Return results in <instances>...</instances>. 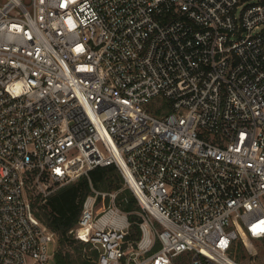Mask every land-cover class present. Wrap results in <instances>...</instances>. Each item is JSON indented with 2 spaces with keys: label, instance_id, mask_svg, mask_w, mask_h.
<instances>
[{
  "label": "built area",
  "instance_id": "2783aa9c",
  "mask_svg": "<svg viewBox=\"0 0 264 264\" xmlns=\"http://www.w3.org/2000/svg\"><path fill=\"white\" fill-rule=\"evenodd\" d=\"M110 164L141 236L93 188L98 264L264 247V0H0V264H50L35 198Z\"/></svg>",
  "mask_w": 264,
  "mask_h": 264
},
{
  "label": "trees",
  "instance_id": "16d2710c",
  "mask_svg": "<svg viewBox=\"0 0 264 264\" xmlns=\"http://www.w3.org/2000/svg\"><path fill=\"white\" fill-rule=\"evenodd\" d=\"M93 188L100 191H119L117 203L123 210L129 212V219L132 222L128 238L136 243L141 236V229L136 221L140 220L137 210L139 205L133 192L125 184L122 172L116 164L97 166L89 171V175H82L73 183L60 187L58 191L47 198L48 207L39 205L41 195H38L34 201V207L37 208V215L57 233L58 239L62 245L80 241L74 233L77 229L79 233L86 238V229L78 226V220L82 211L83 202L86 197L92 193ZM105 195H99L96 208L104 209L109 204L101 207L99 202ZM104 201V200H103ZM98 210V211H99ZM79 227V228H77ZM73 229V232L70 230ZM241 243H238V245ZM235 250H233L234 254ZM83 260L78 263L72 257L70 251H64L62 248L55 253L56 264H94L96 263L98 252L94 249L93 254L84 253Z\"/></svg>",
  "mask_w": 264,
  "mask_h": 264
},
{
  "label": "rangeland",
  "instance_id": "374dc122",
  "mask_svg": "<svg viewBox=\"0 0 264 264\" xmlns=\"http://www.w3.org/2000/svg\"><path fill=\"white\" fill-rule=\"evenodd\" d=\"M76 181V180H75ZM69 182L66 183L64 185L58 186L57 184L51 186V188L53 189L54 187L58 186L51 194H49L46 198L44 196H41V199L39 200V205L41 206H46L48 207V202H47V198L56 193L58 191V189L60 187H63L65 185H69ZM105 199L101 200L99 202L100 206L103 207L105 204H108V196L105 195L104 196ZM105 202V204H104ZM97 210H99V208H97ZM79 228V227H77ZM79 229H77L74 233V235L80 239V241H76L73 243V245L70 244H66V245H62L58 239V237H56V241H53L50 245V249L52 252V257L50 259V264H56L55 262V253L58 249L62 248L64 251H70V253L72 254V257L76 260V262L80 263L83 260V255L84 253H87L88 255L93 254L94 249L91 247V245L89 244V242L87 241V238H84L83 234L78 232ZM253 253H251L248 248L246 247L245 244L241 243L238 246H236L235 248V252H234V256L236 257V259L241 262L242 264H264V247L261 245L260 242L258 241H254L253 243ZM94 264H98L97 260L96 263L93 262Z\"/></svg>",
  "mask_w": 264,
  "mask_h": 264
}]
</instances>
